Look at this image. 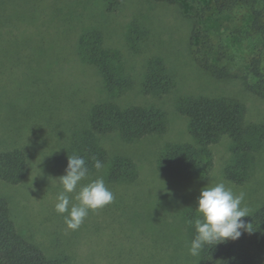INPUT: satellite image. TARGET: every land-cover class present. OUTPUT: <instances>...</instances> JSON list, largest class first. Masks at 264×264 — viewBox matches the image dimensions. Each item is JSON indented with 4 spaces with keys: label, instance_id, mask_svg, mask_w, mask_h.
<instances>
[{
    "label": "rangeland",
    "instance_id": "rangeland-1",
    "mask_svg": "<svg viewBox=\"0 0 264 264\" xmlns=\"http://www.w3.org/2000/svg\"><path fill=\"white\" fill-rule=\"evenodd\" d=\"M205 1L126 0L114 13H105L101 0H7L0 7V151L18 148L26 156L25 176L16 185L0 181V196L7 199L17 228L47 256L66 255L72 264H199L200 255L192 256L188 249L196 235L191 224L199 215L203 187L223 182L237 195L244 192L242 207L249 213L264 204V148L252 177L240 185L223 176L230 154L227 136L211 145L213 166L204 180L172 179L156 168V157L167 144L190 140L187 119L176 108L181 97L235 96L245 105L248 120L264 122V99L249 93L237 78H216L203 70L196 61L201 54L188 45L187 16ZM132 15L151 27L150 39L137 52L126 41ZM92 26L119 52L133 80L114 101L160 108L167 127L129 142L115 133L101 138L108 154L132 158L137 177L119 184L106 180L104 168L89 174L80 186L102 177L115 199L89 211L73 231L54 210L62 191L58 178L65 174L72 132L87 125L93 103L107 98L97 71L80 55L81 35ZM234 34L224 32L216 41L226 56L243 65L247 41ZM196 44L194 40V49ZM152 55H159L175 77L174 86L161 96L141 91L144 64ZM194 211L189 220L187 214Z\"/></svg>",
    "mask_w": 264,
    "mask_h": 264
},
{
    "label": "trees",
    "instance_id": "trees-1",
    "mask_svg": "<svg viewBox=\"0 0 264 264\" xmlns=\"http://www.w3.org/2000/svg\"><path fill=\"white\" fill-rule=\"evenodd\" d=\"M125 1L101 0V3L105 13H114ZM143 1L174 3V0ZM6 3L7 0H0V7ZM194 8L193 14L187 16L188 45L193 52L201 54L196 59L199 66L216 78L239 79L249 93L264 99V0H208ZM143 20L132 15L127 25V45L136 52L150 39L151 27ZM232 22L237 25L232 26ZM224 32L231 36L233 32L234 35L241 33L238 35L246 39L248 53L240 59L243 65L237 64L233 55L226 56L223 46L216 41ZM80 55L97 71L107 98L90 106L87 125L72 132L67 151L70 156L85 159L89 174L98 171L94 168L95 157L102 162L108 182L130 183L137 177L134 161L125 154H108L101 138L115 133L129 142L161 134L167 127V115L153 105H122L114 101L117 95L133 86V80L125 71L119 52L105 43L100 28L92 26L83 31ZM174 80L159 55L146 59L141 80L144 94L161 96L174 86ZM176 108L187 119L190 140L167 144L159 152L156 157L159 172L181 181L204 180L213 166L211 145L227 136L230 154L222 170L225 180L240 185L252 177L258 154L264 148V122L248 120L240 99L231 95L187 96L176 101ZM25 173L26 156L21 149L0 151L1 182L16 185ZM190 213L187 216L193 220L195 211ZM242 219L251 232H245L236 241L206 245L200 253L199 264H264V204ZM191 225L193 228L194 223ZM0 264L72 263L66 255L47 256L29 240L17 228L7 199L0 196Z\"/></svg>",
    "mask_w": 264,
    "mask_h": 264
},
{
    "label": "clouds",
    "instance_id": "clouds-1",
    "mask_svg": "<svg viewBox=\"0 0 264 264\" xmlns=\"http://www.w3.org/2000/svg\"><path fill=\"white\" fill-rule=\"evenodd\" d=\"M93 159L94 168L98 171L102 169V162L95 157ZM88 175L89 168L85 159L72 155L68 156L65 174L58 178L62 191L57 194L54 210L64 216L67 228L73 231L80 228L89 211L101 209L115 199L102 177L80 186ZM73 193L74 196L70 195ZM244 199V192L237 195L223 182L201 189L196 207L199 215L194 220L196 235L188 249L190 255L198 256L206 245L236 241L245 232H251L242 219L249 216L248 208L242 207ZM73 200L76 202L73 203Z\"/></svg>",
    "mask_w": 264,
    "mask_h": 264
}]
</instances>
